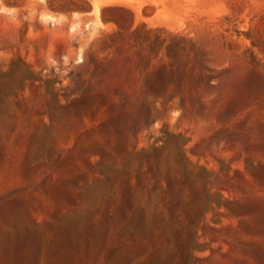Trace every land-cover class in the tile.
<instances>
[{
	"label": "rangeland",
	"instance_id": "1",
	"mask_svg": "<svg viewBox=\"0 0 264 264\" xmlns=\"http://www.w3.org/2000/svg\"><path fill=\"white\" fill-rule=\"evenodd\" d=\"M57 1L0 0L15 128L0 131V195L35 181L0 205V264H123L147 238L105 222V190L92 188L100 169L145 156L208 199L190 264H264V0H83L87 12Z\"/></svg>",
	"mask_w": 264,
	"mask_h": 264
},
{
	"label": "trees",
	"instance_id": "2",
	"mask_svg": "<svg viewBox=\"0 0 264 264\" xmlns=\"http://www.w3.org/2000/svg\"><path fill=\"white\" fill-rule=\"evenodd\" d=\"M50 2L52 10L63 8L62 4L52 3V0ZM70 5L72 10L76 11L87 12L90 9L83 0L70 2ZM104 20H106L105 17ZM7 94H11V91L0 89V131L12 135L15 128L6 124L8 107L12 106L6 99ZM3 124L4 129H2ZM119 146L124 148L126 139H120ZM32 147L35 148V145ZM65 150L62 147L57 148L44 165L45 168L41 174L45 175L54 169ZM48 153L49 150H47ZM2 156H4V149L0 148V157ZM37 158H40V155ZM136 163V158L132 157L127 158L121 168H112L109 171L100 169L99 174L102 179L92 188L105 190L102 196L105 200L104 208L98 210L104 215L105 222L115 216L123 236L138 241L147 238V243L137 246L128 258L123 260V264H133L147 253L151 255L149 264H190L192 229L198 224L208 201L204 190L191 182L184 171L174 173L172 167L164 163L160 156L154 158L145 156L138 167H135ZM110 172L114 174V178L111 177ZM134 172L136 182L132 179ZM34 184L35 181L0 195V205L16 194L31 189ZM118 186L121 187L120 191L117 190ZM44 195L48 202L52 201L48 193ZM85 197L91 201L88 193ZM60 199L67 205L77 204L69 196ZM117 204L119 214H115L112 209V206ZM150 207H153L152 212L147 211ZM2 224L3 222L0 221V228ZM183 225L185 228H181ZM106 231H109V226ZM156 239L159 247L167 242L164 249L157 254L151 249ZM4 249L7 250V246H4ZM163 255H166V258ZM176 258L180 260L175 261ZM195 263L196 261L193 262Z\"/></svg>",
	"mask_w": 264,
	"mask_h": 264
}]
</instances>
